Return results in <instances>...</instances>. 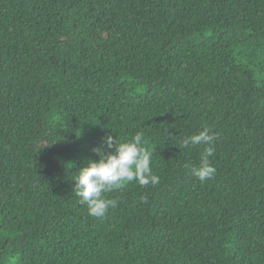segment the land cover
<instances>
[{
    "label": "trees",
    "instance_id": "1",
    "mask_svg": "<svg viewBox=\"0 0 264 264\" xmlns=\"http://www.w3.org/2000/svg\"><path fill=\"white\" fill-rule=\"evenodd\" d=\"M138 132L159 183L89 216L78 169ZM0 264H264V0H0Z\"/></svg>",
    "mask_w": 264,
    "mask_h": 264
},
{
    "label": "clouds",
    "instance_id": "2",
    "mask_svg": "<svg viewBox=\"0 0 264 264\" xmlns=\"http://www.w3.org/2000/svg\"><path fill=\"white\" fill-rule=\"evenodd\" d=\"M216 139L217 136L209 128H204L182 141L185 148L190 145L206 146L199 167L192 170L201 182L210 179L216 172L210 160L214 155ZM93 151L99 158L88 159L78 169L73 185L74 193L86 205L91 217H104L109 209L117 206L118 201L108 198L106 194L133 181L143 186L159 183V177L151 169L152 153L143 146V133L138 132L122 142H117L116 136L108 133Z\"/></svg>",
    "mask_w": 264,
    "mask_h": 264
}]
</instances>
